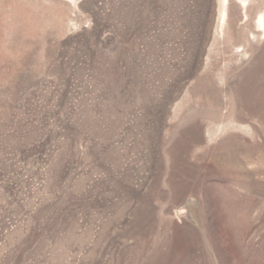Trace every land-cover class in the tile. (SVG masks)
<instances>
[{
  "label": "rangeland",
  "instance_id": "374dc122",
  "mask_svg": "<svg viewBox=\"0 0 264 264\" xmlns=\"http://www.w3.org/2000/svg\"><path fill=\"white\" fill-rule=\"evenodd\" d=\"M0 264H264V0H0Z\"/></svg>",
  "mask_w": 264,
  "mask_h": 264
}]
</instances>
